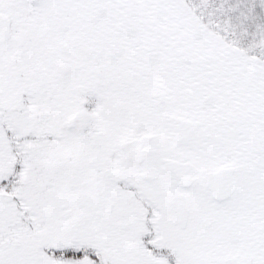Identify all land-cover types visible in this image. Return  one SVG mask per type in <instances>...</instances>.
Segmentation results:
<instances>
[{"label":"snow or ice","instance_id":"snow-or-ice-1","mask_svg":"<svg viewBox=\"0 0 264 264\" xmlns=\"http://www.w3.org/2000/svg\"><path fill=\"white\" fill-rule=\"evenodd\" d=\"M0 264H264V0H0Z\"/></svg>","mask_w":264,"mask_h":264}]
</instances>
